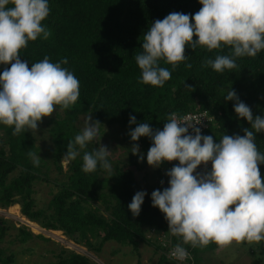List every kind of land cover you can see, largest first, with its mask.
Here are the masks:
<instances>
[{
	"label": "trees",
	"instance_id": "1",
	"mask_svg": "<svg viewBox=\"0 0 264 264\" xmlns=\"http://www.w3.org/2000/svg\"><path fill=\"white\" fill-rule=\"evenodd\" d=\"M48 3L50 12L42 24L51 35L47 40L29 41L27 47L21 49L20 58L29 67L45 56L53 63L66 58L67 63L61 66L79 80L80 96L76 104L48 120L52 163L59 173L64 172L65 178L55 177L57 189L52 191L46 206H38L34 182L40 178V165L45 163L40 159L39 166H35L28 155L29 151H38L34 134L28 130L13 135L14 127L0 124L3 135L0 141V206L19 204L20 211L28 219L44 228L60 229L94 251H100L106 240H115L119 245L128 243L136 248L137 242L143 239L158 253L157 264H176L159 251L161 245L147 233L151 227L156 231L163 229L172 241L182 243V238L168 232V222L159 208L152 205L151 198L154 190L163 191L169 187L170 177L166 173L179 162L165 161L155 167L156 181L152 177V181L147 182L149 188L144 189L136 179L135 169L119 160L113 161L110 156L111 172L98 166L96 171L85 173L82 170L83 151L75 160H67V168L63 170L67 144L81 133L77 120L83 113L90 114L99 126L114 127L128 143L139 145L143 159H137L138 154L134 155L131 149L128 154V161L135 168L147 163V151L153 141L150 137L132 141L130 131L140 123H148L153 131L162 130L173 112L182 115L188 110H207L211 121L202 135H211L216 142L225 134L243 136L244 128L251 130L250 124L238 118L234 111L236 101H225L224 97L233 89L239 100L251 108L254 117H264V50L254 58H237L236 69L217 73L210 66L204 67L203 62L214 59L217 54L229 55V48L209 52L200 47L194 51L188 47L187 59L175 69L164 61L159 62L171 72V79L163 87H155L138 82L141 70L135 56L143 51V35L152 23L170 13L194 15L202 7L199 0H48ZM189 63L191 68L186 67ZM10 66L0 64V73ZM130 116L136 117L135 124H129ZM255 143L264 154V132L256 134ZM96 148L98 146L91 143L84 151ZM205 168L211 166L201 169ZM259 169L264 178V163ZM138 191L146 195L139 216L134 217L128 205ZM93 200L100 201L103 209L100 204L93 205ZM5 221L0 217V240L6 233ZM19 230L21 240L30 236L48 238L25 226ZM183 246L190 249L194 264H206L204 253L217 247L214 243L205 248ZM248 250L257 264H264V241ZM204 258L206 263L202 262ZM0 264H17L13 254L5 253L2 247ZM48 264L98 263L84 253L60 247L56 258ZM136 264H141L139 258Z\"/></svg>",
	"mask_w": 264,
	"mask_h": 264
},
{
	"label": "clouds",
	"instance_id": "2",
	"mask_svg": "<svg viewBox=\"0 0 264 264\" xmlns=\"http://www.w3.org/2000/svg\"><path fill=\"white\" fill-rule=\"evenodd\" d=\"M199 3L202 7L194 15L173 12L151 24L143 35V51L135 56L141 70L138 82L163 87L171 79V72L159 62L175 69L187 59L188 47L209 52L229 48V55L217 54L203 62L204 67L210 66L217 73L236 69L237 58H254L264 50V0ZM49 12L48 0H0V64L11 65L0 73V124L14 127L13 135L28 130L36 133L38 122L57 111V106L61 111L69 109L80 96L79 80L61 66L67 63L66 58L53 63L45 56L31 67L20 58L21 49L29 41L47 40L51 35L42 24ZM224 100H235L238 118L250 124L251 130L244 128L243 136L225 134L216 142L213 136L201 134L196 127L200 120L178 118L175 113L162 130L153 131L148 123H140L129 133L132 141L152 139L147 151L150 166L179 162L166 173L169 187L151 193L152 205L168 222V232L182 238L170 253L179 261L188 258L182 245L205 248L214 243L218 251H223L233 244L246 242L252 246L264 241V178L259 169L264 154L255 143L256 134L264 132V117H254L233 89ZM89 121L91 116L86 118L82 132L68 142L65 159L73 161L83 151L85 173L96 171L98 166L111 172V151L106 146L84 151L99 136L98 121ZM135 123L136 117L130 116L129 124ZM190 128L195 135L189 134ZM131 152L138 154L139 145L134 144ZM28 155L39 166L40 156L31 151ZM209 162L210 172L194 174L198 166ZM145 195L138 191L128 205L134 217L139 216Z\"/></svg>",
	"mask_w": 264,
	"mask_h": 264
},
{
	"label": "rangeland",
	"instance_id": "3",
	"mask_svg": "<svg viewBox=\"0 0 264 264\" xmlns=\"http://www.w3.org/2000/svg\"><path fill=\"white\" fill-rule=\"evenodd\" d=\"M60 111L61 110L57 108V111L51 116L44 117L41 122H38L36 133H33L35 143L38 146L36 154L39 155L41 160L45 163L40 165V178L34 182V196L38 206H46L51 197L52 191L57 189L55 177L58 176V178H65L64 172L59 173L52 163V158L50 156L52 143L48 132V127L50 126L48 122L49 118L56 116ZM88 116H90V114L83 113L77 120V125L80 127L81 132L86 126V118ZM89 122L95 123L92 117ZM97 126L99 128V136L92 143L98 147L106 146L111 151L110 157L113 161L119 160L123 165L135 169L138 183L144 189H148L147 182H151L152 177L154 180L156 179L154 167L146 163L141 168H135V165H131L128 161L129 150L132 149L134 144H130L121 138L119 131L110 125L99 126L97 124ZM1 140H3L2 131H0V141ZM140 156L139 152L136 158L140 160ZM110 163L112 165L113 162ZM62 168L63 170L67 168L66 159L62 160ZM202 169L198 167L196 169V174L211 171V168H205L206 170ZM92 204L99 205L100 201L93 200ZM15 205H18L17 209L13 208L15 206L10 205L6 207L0 206V217L6 219L5 223L7 225L6 233L0 240V247L4 249L5 253L13 254V260L17 264L51 263L56 258V253L59 251L60 247H67L84 253L92 260H95L98 264H136L138 258L140 259V262H142L146 256L150 255H152L151 258L153 259L154 254H151V252L147 251L145 248L141 250L140 254H142V256L138 254L134 256V254H131V251L133 250L128 251L131 249V244L125 243L119 245L118 242L112 239L108 240V243L104 242L100 251H94L80 242H77L73 238H69L60 229H49L40 226L39 223L28 219L20 211L19 204ZM100 206L102 207V204H100ZM101 209H103V207ZM23 226H25L26 229L31 230L33 233H42L48 238L30 236L25 240H21L19 227ZM94 240L95 239H93V241ZM144 244L142 245L144 246ZM249 247L250 245L246 242L239 246L233 244L232 247L223 251H218L216 247V249L208 250L204 255L207 257V263L211 264H257L252 253L248 250ZM206 261L205 258L202 260L203 263H206Z\"/></svg>",
	"mask_w": 264,
	"mask_h": 264
},
{
	"label": "built area",
	"instance_id": "4",
	"mask_svg": "<svg viewBox=\"0 0 264 264\" xmlns=\"http://www.w3.org/2000/svg\"><path fill=\"white\" fill-rule=\"evenodd\" d=\"M175 114L177 115L178 118H184L188 120H200V123L196 124V127L201 129V134L207 128L209 122L211 121V116L208 114L207 110H188L182 113V115H178L177 113ZM193 123H195V121H193ZM189 134L195 135V133L191 128L189 129ZM210 166H211V162H209L206 166L202 164L199 167L203 168ZM147 236L156 239L161 245L159 251L164 253L171 261L175 262L176 264H194L193 254L191 253L190 249H188L183 245L182 246L185 247V249L188 252L187 259H185L184 261H179L170 257V253L174 249L175 245L178 244V242L172 241L171 237L168 234H166V232L163 229L156 231L155 227H151L148 230Z\"/></svg>",
	"mask_w": 264,
	"mask_h": 264
},
{
	"label": "crops",
	"instance_id": "5",
	"mask_svg": "<svg viewBox=\"0 0 264 264\" xmlns=\"http://www.w3.org/2000/svg\"><path fill=\"white\" fill-rule=\"evenodd\" d=\"M204 172H202L201 174H203ZM106 243H108V240L105 241ZM112 242H115V241H112ZM146 245H145V244ZM110 244V242H109ZM119 244V243H118ZM144 244V246L142 245ZM151 246V247H150ZM148 247V248H147ZM145 248L147 251L151 252V254L153 253L154 256H153V259L151 258L152 255L150 256H146L144 261L141 262V264H157V258H158V253L155 252L154 250V247L152 244H149L148 242H146L145 240L141 239L137 242V245H136V248H133L132 245H131V249L128 250V251H131V254H134V256H136L137 254L138 255H141V250ZM216 249V248H215ZM133 252V253H132ZM142 260V259H141ZM207 264V263H206ZM208 264H211V263H208Z\"/></svg>",
	"mask_w": 264,
	"mask_h": 264
},
{
	"label": "bare ground",
	"instance_id": "6",
	"mask_svg": "<svg viewBox=\"0 0 264 264\" xmlns=\"http://www.w3.org/2000/svg\"><path fill=\"white\" fill-rule=\"evenodd\" d=\"M13 206H15V207H13L14 209H17L18 208V205H13Z\"/></svg>",
	"mask_w": 264,
	"mask_h": 264
}]
</instances>
